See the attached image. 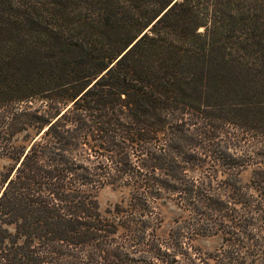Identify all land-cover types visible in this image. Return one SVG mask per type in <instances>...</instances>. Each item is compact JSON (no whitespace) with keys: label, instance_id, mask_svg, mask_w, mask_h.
<instances>
[{"label":"trees","instance_id":"trees-1","mask_svg":"<svg viewBox=\"0 0 264 264\" xmlns=\"http://www.w3.org/2000/svg\"><path fill=\"white\" fill-rule=\"evenodd\" d=\"M0 152V264H264V0H0Z\"/></svg>","mask_w":264,"mask_h":264},{"label":"rangeland","instance_id":"rangeland-1","mask_svg":"<svg viewBox=\"0 0 264 264\" xmlns=\"http://www.w3.org/2000/svg\"><path fill=\"white\" fill-rule=\"evenodd\" d=\"M27 2L33 0H25ZM49 9V5L47 7ZM13 168V162L4 156L3 152H0V181L3 180ZM132 191V190H131ZM130 191L127 188H121L117 186H106L98 192V201L102 211L113 209L117 204L122 201H127L130 198ZM171 193L163 192V201H156L153 203L152 210H154L155 219L159 221L158 227H153V234H157L162 244H170L171 241V230L175 227V220L184 222L187 218V214L178 208L175 204L176 196L169 195ZM151 211V210H150ZM175 246V244H174ZM193 250H185L189 254L195 253V249H199L202 255H216L217 250H220L223 246L221 237H200L193 241ZM177 248V247H175ZM167 251V250H166ZM173 251V250H172ZM167 254H171V250L167 251ZM170 256V255H169ZM180 261H182L181 254L178 255ZM172 260V258H171Z\"/></svg>","mask_w":264,"mask_h":264}]
</instances>
